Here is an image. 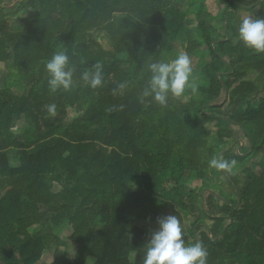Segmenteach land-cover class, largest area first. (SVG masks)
<instances>
[{
	"label": "trees",
	"instance_id": "obj_1",
	"mask_svg": "<svg viewBox=\"0 0 264 264\" xmlns=\"http://www.w3.org/2000/svg\"><path fill=\"white\" fill-rule=\"evenodd\" d=\"M25 1L0 0V264H38L50 250L48 264H143L138 222L165 209L208 264H264V53L239 40L236 17L264 18V0H220L223 36L206 0H188L197 35L189 46L179 0H27L35 15L12 30L5 10ZM171 46L188 53L198 92L161 107L144 95L148 65L167 62ZM57 51L69 57L73 86L53 93L45 65ZM97 63L103 79L92 88L82 75ZM192 112L217 121L218 152L206 151L209 132ZM238 132L249 146L223 160H237L239 175L215 168L230 198L202 166ZM255 154L257 169L245 165ZM191 172L199 188L185 186ZM65 222L72 259L55 234Z\"/></svg>",
	"mask_w": 264,
	"mask_h": 264
},
{
	"label": "clouds",
	"instance_id": "obj_2",
	"mask_svg": "<svg viewBox=\"0 0 264 264\" xmlns=\"http://www.w3.org/2000/svg\"><path fill=\"white\" fill-rule=\"evenodd\" d=\"M239 40L255 53H264V18H244L238 25ZM49 74L50 92L70 90L73 86L74 69L68 55L57 51L45 65ZM150 78L145 96L161 107H167L169 97H181L187 91L198 92V84L193 75L192 61L187 52H180L170 61H158L148 65ZM82 79L92 88L102 84L103 66L94 65V71H85ZM123 87V85H121ZM47 112L54 116L56 106H47ZM235 160L212 159L210 166L218 170L231 171ZM157 228L151 231L143 264H208V252L201 243L186 244L183 228L177 215L156 218Z\"/></svg>",
	"mask_w": 264,
	"mask_h": 264
},
{
	"label": "rangeland",
	"instance_id": "obj_3",
	"mask_svg": "<svg viewBox=\"0 0 264 264\" xmlns=\"http://www.w3.org/2000/svg\"><path fill=\"white\" fill-rule=\"evenodd\" d=\"M182 7L187 11V19H186V28H187V33L185 34L186 40H184L183 46H189L191 40H196L197 35H196V22L193 17V11L191 10V7L188 6V0H179ZM209 11L213 15V18L211 20L212 24L214 26H217L219 29V35L223 36L225 31L224 27L221 26L219 23V20L222 16L223 12V7L221 6L220 0H206ZM26 4H21L19 5L16 9L10 10L7 9L5 10L6 13V20L8 21L9 26L12 28V30H20L23 28L25 25V22L30 21L33 19L35 15V10L27 3V0L25 1ZM196 7L194 6L193 9ZM256 13H245L242 10H238L236 13L237 20H240V18H246V17H251L254 18V15ZM106 38V37H105ZM106 48H108L107 45H105ZM180 52H184L182 49H180L178 46H171L170 50L166 53L165 59L166 61H170L174 59ZM193 65V62H192ZM6 69V65L3 63H0V88L3 87L4 84V72ZM258 84L260 85L263 81L261 78L257 80ZM224 100V94L216 101V104H222ZM227 107V106H225ZM71 112V109H69ZM75 115L74 113H71ZM192 116L194 119H196L202 126H204L208 132H209V138H208V144H207V150L218 152V145H217V140H216V129H217V121L214 119H209L208 117H205L199 113L192 112ZM26 128H28L26 123H20L14 130H19L23 132ZM236 142H234L232 139H226L225 144H223L224 149L226 150V153L220 155L218 159H223L225 156L232 158L242 147H248L249 143L248 140L244 135L238 132ZM210 155L209 161H204L203 166H202V171L204 172L205 176L213 183L219 186L225 195H227L230 198H233L229 191L228 188L225 184V178L228 177L227 174L220 175L215 171L214 167L210 166V161L213 158V156L208 152ZM262 156L260 154H255L249 158L250 162H246V164L251 165L253 168L257 169L258 162L261 160ZM10 162L12 165H16L18 163V160L11 156L10 157ZM235 165L232 167L230 175H239L240 172V166L237 164V160H235ZM247 166V165H246ZM193 172H191V176H188L184 179V184L185 186L189 188H199L201 185V182L194 177H192ZM241 175V174H240ZM165 215H174L171 210L165 209L162 210L159 213L152 214L151 217L145 221V222H138V224L143 227L146 230L147 233V240L149 237V234L151 231H154L157 228L156 224V218L165 216ZM209 223V221H207ZM69 223L65 222L59 229L55 231V234L57 237H59L61 240L66 241L68 243V248L65 249V252L69 258H73V255L75 253V245L72 244L71 242L68 241L67 237L69 235ZM52 253L53 250H50L48 252L44 253V256L41 260L40 263L38 264H48L52 260ZM134 254L131 256V261L134 260Z\"/></svg>",
	"mask_w": 264,
	"mask_h": 264
},
{
	"label": "water",
	"instance_id": "obj_4",
	"mask_svg": "<svg viewBox=\"0 0 264 264\" xmlns=\"http://www.w3.org/2000/svg\"><path fill=\"white\" fill-rule=\"evenodd\" d=\"M258 3H256V5H257ZM252 7V6H251ZM246 8H250V7H246ZM228 39H229V37H228ZM221 235H222V233L219 235V237H221Z\"/></svg>",
	"mask_w": 264,
	"mask_h": 264
}]
</instances>
